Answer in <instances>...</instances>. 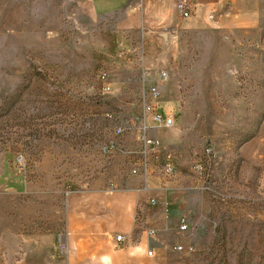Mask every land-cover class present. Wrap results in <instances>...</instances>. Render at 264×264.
I'll list each match as a JSON object with an SVG mask.
<instances>
[{
  "label": "rangeland",
  "instance_id": "374dc122",
  "mask_svg": "<svg viewBox=\"0 0 264 264\" xmlns=\"http://www.w3.org/2000/svg\"><path fill=\"white\" fill-rule=\"evenodd\" d=\"M256 15L254 27L230 30L184 21L171 50L148 56L168 76L157 106L173 114L174 127L191 130L195 157L200 148L222 157L225 199L239 194L259 208L264 0ZM116 20L88 17L81 0H0V264H42L32 255L50 237L52 257L72 264L67 246L56 251L72 205L126 174L111 145L116 128L140 124L147 53L139 37L126 42ZM217 179L209 178L213 188Z\"/></svg>",
  "mask_w": 264,
  "mask_h": 264
},
{
  "label": "crops",
  "instance_id": "0c3cea01",
  "mask_svg": "<svg viewBox=\"0 0 264 264\" xmlns=\"http://www.w3.org/2000/svg\"><path fill=\"white\" fill-rule=\"evenodd\" d=\"M175 1L81 0L88 17H115V27L126 42L140 38L147 53L141 84L155 85L157 101L159 86L167 81H160L159 75L168 76L165 71L158 74V63L148 53L171 50L184 21L230 30L254 27L257 20L258 0H192L186 19L176 14ZM171 99H177L174 93ZM157 101L155 110L174 120ZM146 124L144 133L140 124L130 127L111 145L126 174H114L109 187L84 194L72 205L65 223L66 259L72 264H202L215 251V259H209L213 264H264V204L259 208L242 204L239 194L225 199L221 187L225 173L217 169L223 159L208 148H200L195 157L186 135L190 129L155 127L149 120ZM203 128L207 136L208 127ZM143 137L159 144L156 153H146L145 172ZM197 162L203 166L200 173L193 170ZM166 165L173 168L170 178L164 174ZM212 175L220 179L216 188L210 185ZM181 218L188 226L195 224L191 235L178 229ZM117 235L124 237L123 243L115 241ZM175 246L192 251H175ZM52 247V237L47 238L46 251L32 257L42 264H61L63 260L52 257ZM30 256L25 253L24 260Z\"/></svg>",
  "mask_w": 264,
  "mask_h": 264
},
{
  "label": "built area",
  "instance_id": "2783aa9c",
  "mask_svg": "<svg viewBox=\"0 0 264 264\" xmlns=\"http://www.w3.org/2000/svg\"><path fill=\"white\" fill-rule=\"evenodd\" d=\"M191 7H192V0H176L174 3V10L176 14L178 15V17L181 19H186L189 16ZM159 78H160V81H165L167 79L166 74L164 72L160 73ZM104 89L108 90L107 87H105ZM157 98H158V91L155 85H142L141 92L139 95L140 107L142 111L139 127H141V130L143 133L148 127L146 124V120H149L155 127L170 128L174 125V120L172 117L166 116L155 110V106H156L155 103L157 101ZM115 134L122 135L123 129L119 127L116 128ZM143 139L145 141L147 148L142 149L140 153H141V165L143 167V172H145V169H146L145 167L147 164L146 153L148 154L156 153V151H158L159 144H158V141L156 140L145 139V137H143ZM202 167H203L202 164L197 162L193 165V170L197 173H200L202 171ZM132 173L135 174L136 171L132 170ZM164 174L168 178L172 177L173 168L167 165L164 166ZM195 228H196L195 224H191L188 226L186 225L184 218L180 219V224L178 227L180 231L187 230L188 234L191 235L194 232ZM114 239L116 242H119V243L124 242V237H122L121 235L115 236ZM173 250L179 251V252H182V251L191 252L192 248L188 247L186 249H183L181 246H175L173 247ZM56 251L59 252V254H64L66 252V245L63 239H59L57 243ZM149 254L150 253L148 252V255Z\"/></svg>",
  "mask_w": 264,
  "mask_h": 264
}]
</instances>
